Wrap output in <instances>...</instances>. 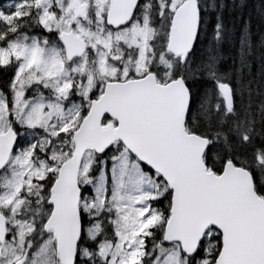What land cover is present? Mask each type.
<instances>
[{
    "label": "snow or ice",
    "instance_id": "obj_1",
    "mask_svg": "<svg viewBox=\"0 0 264 264\" xmlns=\"http://www.w3.org/2000/svg\"><path fill=\"white\" fill-rule=\"evenodd\" d=\"M0 264H264V0H0Z\"/></svg>",
    "mask_w": 264,
    "mask_h": 264
},
{
    "label": "trees",
    "instance_id": "obj_2",
    "mask_svg": "<svg viewBox=\"0 0 264 264\" xmlns=\"http://www.w3.org/2000/svg\"><path fill=\"white\" fill-rule=\"evenodd\" d=\"M231 19H232V17H230L228 15V13H225V21H226V23L229 24V27H231V23H230V20ZM236 35H237V37L239 36V25H237V28H236ZM225 50L227 51V46H226V49ZM232 52H233V54H235V47H233Z\"/></svg>",
    "mask_w": 264,
    "mask_h": 264
}]
</instances>
